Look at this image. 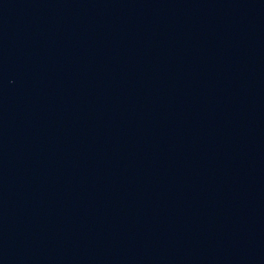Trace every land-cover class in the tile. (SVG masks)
<instances>
[{"label": "water", "instance_id": "95a60500", "mask_svg": "<svg viewBox=\"0 0 264 264\" xmlns=\"http://www.w3.org/2000/svg\"><path fill=\"white\" fill-rule=\"evenodd\" d=\"M0 264H264V0H0Z\"/></svg>", "mask_w": 264, "mask_h": 264}]
</instances>
